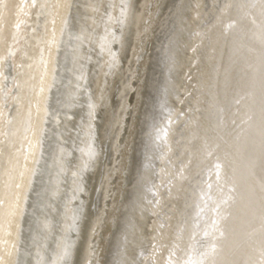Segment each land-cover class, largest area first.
<instances>
[{
	"label": "bare ground",
	"instance_id": "1",
	"mask_svg": "<svg viewBox=\"0 0 264 264\" xmlns=\"http://www.w3.org/2000/svg\"><path fill=\"white\" fill-rule=\"evenodd\" d=\"M0 264H264V0H0Z\"/></svg>",
	"mask_w": 264,
	"mask_h": 264
},
{
	"label": "water",
	"instance_id": "2",
	"mask_svg": "<svg viewBox=\"0 0 264 264\" xmlns=\"http://www.w3.org/2000/svg\"><path fill=\"white\" fill-rule=\"evenodd\" d=\"M136 160H137V158H136Z\"/></svg>",
	"mask_w": 264,
	"mask_h": 264
},
{
	"label": "snow or ice",
	"instance_id": "3",
	"mask_svg": "<svg viewBox=\"0 0 264 264\" xmlns=\"http://www.w3.org/2000/svg\"><path fill=\"white\" fill-rule=\"evenodd\" d=\"M218 167V166H217Z\"/></svg>",
	"mask_w": 264,
	"mask_h": 264
}]
</instances>
